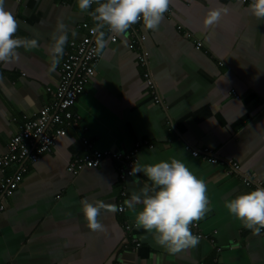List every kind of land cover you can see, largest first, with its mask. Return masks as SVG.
<instances>
[{
    "label": "crops",
    "instance_id": "obj_1",
    "mask_svg": "<svg viewBox=\"0 0 264 264\" xmlns=\"http://www.w3.org/2000/svg\"><path fill=\"white\" fill-rule=\"evenodd\" d=\"M5 7L18 22L16 36L36 39L38 46L18 49V60L0 63V156L19 126L53 103L61 73L59 65L48 71L49 46L57 23L67 29L65 51L69 40L83 35L78 24L93 11L81 12L77 0H6ZM219 7L227 13L205 28L207 12ZM133 29L145 36L141 48L159 101L143 78L147 67L139 62L140 49L128 47L127 32L109 42L72 106L77 124L60 125L65 134L27 163L6 199L0 264H264V228L246 229L225 207L252 189L224 165L191 154L209 148L264 184V18L253 17L250 4L237 0H171L157 30H145L142 22L127 31ZM195 40L202 46L197 48ZM86 145L116 151L136 147L143 164L184 162L207 185L209 210L198 221L206 237L175 254L159 246L154 233L135 224L141 206L124 205L133 190L151 186L142 172L126 179L121 197L116 160L104 159L76 174L67 171L73 157L89 152ZM17 168L0 171V179ZM85 201L124 209L102 211L105 230L93 232L82 214Z\"/></svg>",
    "mask_w": 264,
    "mask_h": 264
},
{
    "label": "clouds",
    "instance_id": "obj_2",
    "mask_svg": "<svg viewBox=\"0 0 264 264\" xmlns=\"http://www.w3.org/2000/svg\"><path fill=\"white\" fill-rule=\"evenodd\" d=\"M6 0H0V63L18 60V49L31 51L38 46L36 39L16 36L18 22L14 15L6 10ZM97 6L89 15L95 22L91 29L95 37V54L101 56L108 47L106 28L115 35H123L134 24L141 22L145 30H157L168 11L171 0H77L78 8L85 12ZM226 7L207 12L203 25L211 28L217 25L227 13ZM250 11L253 17L264 18V0H252ZM68 39L66 26L58 22L49 46V72H55L64 55V46ZM138 157L130 175L143 173L151 186L145 184L139 191L133 190L124 205L129 209L141 208L136 212L135 224L146 232L154 233L155 242L170 253H179L194 248L200 237L191 231V225L202 220L208 212L209 200L207 185L197 178L181 160L172 158L143 164ZM82 214L87 227L93 232H102L105 226L99 217L102 211L115 212L114 205L102 201L82 202ZM228 213L241 221L246 229L259 233L264 228V187L256 188L246 194H240L225 203ZM123 211V207L119 209Z\"/></svg>",
    "mask_w": 264,
    "mask_h": 264
},
{
    "label": "built area",
    "instance_id": "obj_3",
    "mask_svg": "<svg viewBox=\"0 0 264 264\" xmlns=\"http://www.w3.org/2000/svg\"><path fill=\"white\" fill-rule=\"evenodd\" d=\"M243 4H251L252 0H237ZM103 2V0H102ZM142 22V21H141ZM138 22V23H141ZM95 26V22L89 17L78 24L84 33L78 40H69L67 50L60 60V81L55 90H53V103L45 105L39 109L37 115L31 119L25 120L19 126L17 132L9 139L6 145V152L0 156V171L4 172L9 167H18L12 173L4 174L0 179V213L6 206V199L18 187L21 181V174L27 163L37 161L40 154L51 150L55 140L65 134V129L60 125L67 120L69 123L76 125L79 120V114L74 112L72 106L77 97L81 94L84 86L89 82L95 73V64L100 56L95 54V37L91 29ZM180 28V27H179ZM106 38L109 42H116L119 35L112 34L104 29ZM130 37L128 41L129 48H138L140 53L138 59L141 64L147 67L143 72V78L146 84L152 90L154 98L159 101V97L155 94V85L151 72L147 65V51L141 45L145 40L143 34H138L133 29L127 31ZM186 35H191L186 32ZM197 48L202 46L199 40H195ZM50 91V88H47ZM89 150L84 156L73 157L68 165L67 171L76 174L84 167H96L104 159L116 160L119 163L118 179L121 183L120 196L126 195L125 181L130 175L133 164L137 159L138 149L135 147L130 151L116 150H99L93 149L90 145H86ZM193 156L203 155L213 164L219 163L224 165L227 172L240 177L243 184L253 190L264 187L263 181L251 175L248 171H242L241 165L231 158H219L209 148L200 150H191ZM123 207L122 204L117 205L118 211ZM124 209V207H123ZM191 231L200 238L206 237L201 231L199 222L193 223ZM128 228V227H127ZM135 246L139 242H135ZM220 252L221 248L217 247Z\"/></svg>",
    "mask_w": 264,
    "mask_h": 264
},
{
    "label": "trees",
    "instance_id": "obj_4",
    "mask_svg": "<svg viewBox=\"0 0 264 264\" xmlns=\"http://www.w3.org/2000/svg\"><path fill=\"white\" fill-rule=\"evenodd\" d=\"M97 5L94 3L93 5H92V8H93V10L95 9V7H96ZM140 53V51H138V54ZM140 62V61H139ZM141 63V62H140ZM142 66H144L143 64H141ZM63 136V135H62ZM60 137V136H59ZM137 156V155H136Z\"/></svg>",
    "mask_w": 264,
    "mask_h": 264
}]
</instances>
